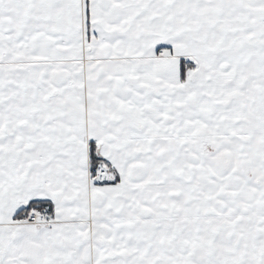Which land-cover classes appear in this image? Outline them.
<instances>
[{"label": "snow or ice", "instance_id": "snow-or-ice-1", "mask_svg": "<svg viewBox=\"0 0 264 264\" xmlns=\"http://www.w3.org/2000/svg\"><path fill=\"white\" fill-rule=\"evenodd\" d=\"M0 264H264V0H0Z\"/></svg>", "mask_w": 264, "mask_h": 264}]
</instances>
